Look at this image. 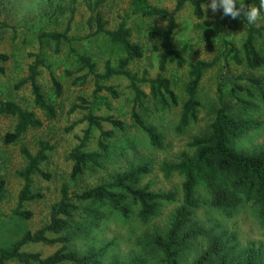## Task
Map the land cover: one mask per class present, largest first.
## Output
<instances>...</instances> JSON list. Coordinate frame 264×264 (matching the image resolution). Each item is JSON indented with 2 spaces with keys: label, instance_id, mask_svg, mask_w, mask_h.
Instances as JSON below:
<instances>
[{
  "label": "rangeland",
  "instance_id": "rangeland-1",
  "mask_svg": "<svg viewBox=\"0 0 264 264\" xmlns=\"http://www.w3.org/2000/svg\"><path fill=\"white\" fill-rule=\"evenodd\" d=\"M177 1L149 0L151 5L169 10L175 8ZM207 4L204 5L202 19L197 18L189 2L177 14L175 43L188 63L182 68L175 64L169 65L165 74L171 79L172 88L179 97L178 105L159 110L153 99L148 97L145 98V109L137 108L145 121L156 126L163 134V147L153 146L148 136L135 126L132 119L135 94L130 88V81L123 76L114 77L106 84L114 86L118 96L115 97L107 91L100 92L101 97H107V102L100 103L94 113L124 121L126 130H119L109 122L103 121L104 129L115 130V136L109 140V155L100 159L99 166H91L78 181H72L73 161L69 158V153L80 143L88 127V122L81 120L91 110L96 87L95 78L90 75L85 80L81 79L87 70H77L78 66L73 56H70L69 44L64 42L61 51L56 53L54 43L46 42L42 45L39 40L40 32H63L69 27V36L74 38V46L80 52L87 51L91 54L98 70L104 71L108 60L117 66L120 57L125 54L118 46L111 44L105 35L87 38V35L96 29L95 20L90 24L89 18L94 19L95 13L100 11L103 19L109 22V29L126 22L131 28L132 40L144 47V56L133 59L128 66L141 80L144 77L154 78L159 72L161 40L150 37L148 30L151 26L164 27L166 20L135 13L132 0H0V24L6 26L0 30V53L10 56L4 65L5 72L0 74V96L4 99L12 97L27 108L33 107L31 86L16 89L15 85L28 74L29 64L35 59L34 54L39 53L42 46L47 61L63 83V94L57 97L52 86L50 69L42 67L39 81L43 90L52 96L57 108V117L50 119L41 110L36 109L43 125L30 128L16 143L5 144L3 140L7 132L13 131L16 119L0 114V184L3 183L0 219L9 217L17 207L18 195L24 184L18 171L27 163L22 147L26 146L32 153H36L41 141L53 145V150L48 152L49 158L41 166L50 176L34 177V189L44 196L24 205L25 209L33 213L30 219L20 220L16 217L10 220L3 218L0 221V245H8L25 230L35 231L48 222L51 206L61 198L63 184H69L71 193L80 192L109 182L115 174L134 164L147 163L151 172L143 178L142 185L150 183L152 189L159 192L173 191L177 194V199L163 201L157 215L148 223L141 222L135 206L128 217L109 212L99 227L91 233L90 239L80 240L74 247L81 252L105 248L102 264H130L134 260L143 264H163L162 253L148 247L145 239L148 234L155 232L167 233L176 209L182 204L183 182V177L177 173L170 177L164 175V162L176 163L181 160L183 152L191 156L195 153L191 143L195 137L208 133L220 106L221 92L225 102L234 112L237 111L236 102L231 100L229 95V87L233 81L245 85L246 81H242L239 76H264V68L250 69L244 64L239 65L228 52L231 45L242 51V44L247 35V27L242 18L231 19L222 16L220 12L213 14ZM91 8L95 11L92 12ZM257 25L264 26L263 16ZM258 46L264 48V38L259 40ZM216 57L219 58L217 64L204 74L201 81L198 95L201 105L197 122L178 131L182 104L186 99L185 83L189 79V63L198 59L211 61ZM64 69L71 70L72 74L66 73ZM140 85L145 92H150L148 84L140 82ZM75 105H79L78 108L74 109ZM247 115L259 121L261 125L242 135L236 146L239 150L249 152L264 150V109L259 108ZM99 137L100 131L93 128L86 150H98ZM196 194L203 202L197 210V220L205 235L190 243V247L180 256L178 264H190L207 248L213 236H219L228 248L236 245V253L246 251L249 245H253L256 249H261L264 255V224L255 206L241 202L226 212L211 205L209 192L204 185L197 188ZM60 246L30 244L26 246V250L39 251L43 256H48ZM216 263V260H213L210 264ZM7 264L20 263L12 261Z\"/></svg>",
  "mask_w": 264,
  "mask_h": 264
},
{
  "label": "trees",
  "instance_id": "trees-1",
  "mask_svg": "<svg viewBox=\"0 0 264 264\" xmlns=\"http://www.w3.org/2000/svg\"><path fill=\"white\" fill-rule=\"evenodd\" d=\"M189 2L194 9L197 18L204 17V5L211 0H178L175 8L169 10L165 7L151 5L149 0H132L135 13L144 17H156L166 20L164 27L151 26L148 34L152 38L161 40L159 53V72L156 77L139 80L128 66L133 59L144 56V47L132 40L131 28L126 22H121L116 28H107L108 21L103 19L100 11L89 18L91 24L96 22V29L87 35H105L111 44L118 46L125 54L120 57L117 66L110 60L105 64L104 71H99L94 57L86 52H80L74 46V38L69 36V27L65 31H42L39 40L42 45L46 42L55 44V52L59 53L63 43L67 42L70 48V56L76 62L77 70L87 72L80 78L85 80L93 75L95 78L94 101L91 110L81 120L88 122L84 136L80 143L74 147L69 158L73 161L71 172L72 181L78 179L93 165L99 166L100 159L110 153L109 140L115 136L114 129H104L103 121L109 122L113 127L125 131L124 121L113 116H100L94 113V109L100 107V103L107 102V97L99 95L107 91L118 96V92L112 85L106 82L114 77L123 76L130 81V88L134 91V106L132 119L137 128L142 130L149 138L150 143L158 148L163 147V134L156 126L148 124L138 111L143 107L145 98H152L157 109H167L178 105L179 97L172 88L171 79L165 74L169 65L175 64L179 68L187 65L188 61L183 52L175 43L174 33L178 27L177 14ZM252 3L259 6V0H245V4ZM92 12L95 11L91 8ZM264 17V13H262ZM73 18V15L71 16ZM247 35L241 49L231 45L228 52L231 58L239 65H245L250 69L264 68V48L259 47V40L264 38V26L247 25ZM6 26L0 24V30ZM35 59L29 64L28 75L16 83L15 88H21L30 84L33 94V107L27 108L11 97L0 96V114L12 116L16 119L13 131H9L3 137L5 144L20 141L30 128H38L43 125L36 109L41 110L46 117H57L56 104L50 94L43 90L39 78L42 67L50 69L52 86L55 95L63 94V83L56 76V72L47 61L44 49L34 54ZM10 58L7 53H0V74L5 72V62ZM219 58L211 61L198 59L189 63V79L185 83L186 99L183 101L179 119L178 131L197 122L199 107V88L204 74L214 67ZM69 64V63H68ZM70 65V64H69ZM72 74L69 69H64ZM243 85L236 80L229 87L231 100L236 102L237 111L234 112L224 100V94L220 93V106L216 116L210 124L207 134L195 137L191 143L195 153L191 156L187 152L182 153L181 160L172 163L164 162L162 170L166 177L177 173L183 177L182 204L176 209L173 222L166 234L155 232L148 234L146 245L160 251L163 255V264H178L179 258L189 247L190 243L205 235V231L197 220V210L202 206V201L197 197L196 191L200 185H204L209 192L211 205L219 210L231 211L241 202L252 204L257 208L258 215L264 224V150L243 151L236 146L238 139L253 127H259L261 123L253 120L247 114L259 108L264 109V76H239ZM140 82L148 84L150 92H145ZM85 103H87L85 101ZM79 105H75L74 109ZM145 109V108H144ZM93 128L100 131L98 150H86L91 139ZM53 145L47 141L39 143L36 153L23 146L22 153L26 158V165L18 171L23 179V186L18 195L17 207L7 219H30L31 210L24 208L27 202L42 198L43 193L34 189L35 175L49 177L42 169V164L49 158V151ZM151 172L147 163L134 164L125 171L115 174L109 182H103L86 188L80 192L71 193L69 184H63L61 198L51 206L50 218L43 226L35 231L25 230L21 236L8 245H0V264L17 261L20 264H102V256L105 248L89 249L81 252L74 247L80 240H89L91 233L96 230L109 212H115L123 217L131 215L132 207H137V216L142 223H148L154 218L163 201H175L177 194L173 191L159 192L152 189L147 183L142 185L143 178ZM3 183L0 184V201L2 200ZM1 218V217H0ZM60 244L61 246L48 256H43L39 251L26 250L30 244ZM233 248L224 245L219 236H213L207 248L190 264H210L216 260V264H264V255L261 249L249 245L246 251L236 253ZM130 264H143L134 260Z\"/></svg>",
  "mask_w": 264,
  "mask_h": 264
},
{
  "label": "clouds",
  "instance_id": "clouds-1",
  "mask_svg": "<svg viewBox=\"0 0 264 264\" xmlns=\"http://www.w3.org/2000/svg\"><path fill=\"white\" fill-rule=\"evenodd\" d=\"M207 8H210L213 14L220 12L222 16L231 19L242 18L246 20L247 25L254 26L264 13V0H259V6L252 3L246 5L245 0H211Z\"/></svg>",
  "mask_w": 264,
  "mask_h": 264
},
{
  "label": "crops",
  "instance_id": "crops-1",
  "mask_svg": "<svg viewBox=\"0 0 264 264\" xmlns=\"http://www.w3.org/2000/svg\"><path fill=\"white\" fill-rule=\"evenodd\" d=\"M28 74H26V76H27ZM25 77V76H24ZM22 79V78H21ZM27 85H30V84H27ZM27 85H25V86H27ZM12 98V97H11ZM12 99H14V100H16L15 98H12ZM17 102H19L18 100H16ZM20 103V102H19ZM21 104V103H20ZM22 105V104H21Z\"/></svg>",
  "mask_w": 264,
  "mask_h": 264
}]
</instances>
